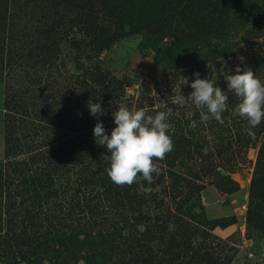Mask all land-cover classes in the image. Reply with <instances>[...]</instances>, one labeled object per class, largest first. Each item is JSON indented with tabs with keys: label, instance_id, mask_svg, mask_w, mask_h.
<instances>
[{
	"label": "rangeland",
	"instance_id": "374dc122",
	"mask_svg": "<svg viewBox=\"0 0 264 264\" xmlns=\"http://www.w3.org/2000/svg\"><path fill=\"white\" fill-rule=\"evenodd\" d=\"M219 1L0 0V162L21 160L22 178L15 190L18 200L25 205L43 195L33 190L37 188L32 182L35 177L44 184L55 176H47L59 160L49 151L54 141L49 129L59 116L85 108L84 98L77 105L75 94L68 95L67 89L75 74L80 76L76 69L86 70L82 59L85 53L93 57L92 47L108 45L89 63L126 78V96L132 98L133 110L144 109L153 116L158 110L165 111L167 123L172 118L179 128L195 127L194 110L188 103H173V98L194 91L192 74L187 73L196 70L198 51L206 52L201 48L203 36H209L206 41L210 42L213 30H208L207 22L198 24L216 17ZM255 3L261 5L259 0ZM250 12L264 15V8ZM148 34L153 37L149 43L143 40ZM173 43L175 54H164L162 63L155 65V50ZM150 68L155 79L144 83L150 79L145 75ZM163 101L166 106L159 108ZM181 114L188 116L187 123ZM229 129L222 136L234 138L236 129ZM54 130L59 131L55 137L62 139L64 132ZM68 147L64 167L78 170L66 156ZM257 151L258 147H250L241 163L226 167L224 175L205 178L197 191L166 174H153L150 193L144 191L148 184H132L129 207L134 217L145 211L148 219L139 256L88 253V263L264 264V164L255 175ZM115 187L116 207H123L125 187ZM10 189L15 186L10 184ZM125 245L116 244L120 249ZM81 247L86 251L100 245L84 243ZM100 249L109 247L104 244Z\"/></svg>",
	"mask_w": 264,
	"mask_h": 264
},
{
	"label": "trees",
	"instance_id": "16d2710c",
	"mask_svg": "<svg viewBox=\"0 0 264 264\" xmlns=\"http://www.w3.org/2000/svg\"><path fill=\"white\" fill-rule=\"evenodd\" d=\"M259 1L260 6L255 0L219 1L220 12L216 17L198 24L205 25L207 22L208 30H213L210 31V42L206 41L209 36H203L205 39L201 48L206 52L200 54L198 51V66L195 71L187 73L192 74L190 79L194 80V73L199 72L201 79L212 78L222 91L227 92L226 81L219 74L221 63L226 61L229 74H235L237 65L242 70L249 67L264 82V15L250 12L251 8H264V0ZM152 38L149 34L143 36V40L148 43ZM174 45L165 44L155 50L153 63H162L164 54L173 56L177 50ZM107 46L92 47L93 57L85 53L82 61L86 64H82V67L86 70L80 71L78 67L76 71H79L80 76L75 74V80L68 83V95L75 94L74 102L77 105L83 97L85 108L74 114L59 116L57 124L49 129L54 138L49 151L56 154L59 160L54 164L52 172L47 173L49 178L55 175L52 181L45 180L42 184L39 178L32 179L37 186L33 190L36 193L41 190L43 195H36L24 205V200H20V197L18 200V191H15L22 178L19 169L21 160L0 162V264H43L45 260L48 264H80L81 261L89 264L85 255L88 253L125 254L132 258L138 257V250L143 248V244L139 243L144 241L146 234L147 212L138 211L134 217V211L129 207L130 186L127 185L124 186L127 193L125 205L116 207V185L107 174L110 154L106 148L96 143L93 133L99 119L105 132L111 134L116 126L112 114L119 105L125 104L133 110L132 98L126 96L129 86L126 78L118 77L100 64L89 63ZM97 62L101 63L96 60ZM214 67L217 77L212 72ZM145 75L150 79H144V83L154 81L153 68ZM78 77L84 80L79 82ZM228 96L229 107L222 114L223 124L214 118L202 122L201 110L190 100L187 103L195 112V127L179 128L169 118L170 128L167 134L172 139L174 149L165 159L154 161L161 170L160 176L166 174L173 179H181L186 182L185 188L197 191L201 188L199 182L207 177L226 174V167L241 163V160L247 158L246 151L253 146L258 147L255 175L260 174V167L264 164V121L253 129L255 138L250 137L247 121L233 114L238 98L231 92H228ZM91 102L100 103L105 114L99 118L91 115L88 108V103ZM187 117L181 114L180 119L187 123ZM229 126L236 129L234 138L231 135L222 136L224 132L230 131ZM56 127L64 132L62 139L55 137V133L59 132L54 130ZM67 144L70 147L66 156L71 159L70 164L75 169L79 166L78 170L64 167L63 156ZM204 149H208L206 155ZM141 178V183L139 179L133 183L134 186L145 187L148 184L149 188L154 187L153 183L149 184L142 176ZM10 184L15 186L14 190L10 189ZM139 204L141 207L145 206L144 202ZM84 243L100 245V248L106 244L109 249L90 248L83 251L80 248ZM122 243L126 244L124 248L116 246Z\"/></svg>",
	"mask_w": 264,
	"mask_h": 264
},
{
	"label": "clouds",
	"instance_id": "9594fccd",
	"mask_svg": "<svg viewBox=\"0 0 264 264\" xmlns=\"http://www.w3.org/2000/svg\"><path fill=\"white\" fill-rule=\"evenodd\" d=\"M217 77V70L212 68ZM219 74L223 76L227 84V92L217 86L216 80L201 79L200 73H194L195 79L191 82L194 89L189 96L182 93L173 98V103L185 105L188 100L200 109L202 122L215 119L220 124L224 123L222 114L228 110L229 96L231 92L238 98L233 114L245 119L249 125L248 135L255 138L254 128L264 121V82L258 79L249 67L243 70L239 65L235 68V74H229L226 70V61L221 63ZM164 101L159 108H164ZM90 114L94 117L104 115L100 103H88ZM116 125L111 134L105 132L102 122L96 123L93 133L98 145L106 148L109 153L110 167L107 174L117 186H131L139 177H143L149 184L154 183L153 173L160 174V168L154 162L165 159L166 155L174 149L171 137L167 134L170 128L167 123L168 114L165 111H156L155 115H149L144 109L131 110L125 104L119 105L112 114ZM207 154L208 149H204ZM150 193V188H145ZM43 264H48L45 260ZM80 264H83L81 261Z\"/></svg>",
	"mask_w": 264,
	"mask_h": 264
}]
</instances>
